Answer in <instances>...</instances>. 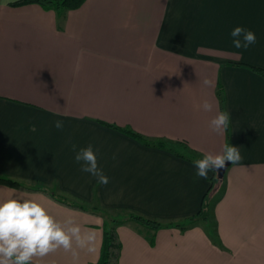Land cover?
<instances>
[{"label": "crops", "instance_id": "crops-1", "mask_svg": "<svg viewBox=\"0 0 264 264\" xmlns=\"http://www.w3.org/2000/svg\"><path fill=\"white\" fill-rule=\"evenodd\" d=\"M18 1L0 0V177L103 213L0 185V202L32 199L95 232L97 254L76 249L74 261L59 249L32 264H97L106 219L132 213L166 226L196 216L213 172L198 177L187 158L226 143L243 159L210 194L209 220L118 225L119 264H264V79L249 68L264 70V0H86L63 13ZM237 26L256 36L246 50L232 45ZM205 100L218 107L204 111ZM218 111L231 116L223 135L209 128ZM73 144L92 145L106 185L81 171Z\"/></svg>", "mask_w": 264, "mask_h": 264}, {"label": "clouds", "instance_id": "clouds-1", "mask_svg": "<svg viewBox=\"0 0 264 264\" xmlns=\"http://www.w3.org/2000/svg\"><path fill=\"white\" fill-rule=\"evenodd\" d=\"M230 36L233 47L237 49L246 50L256 43L255 34L242 26L234 27ZM202 84L214 87V81L208 77L202 80ZM201 107L211 112L218 107V102L214 104L205 100ZM230 119L229 112L218 111L209 121V128L223 135L229 127ZM54 127L63 129V121H54ZM72 150L82 172L95 177L99 184L108 183V177L99 167L96 151L91 144L82 148L73 144ZM242 159L239 148L226 143L222 153H207L193 163L196 175L207 180L209 172L218 175V171L224 169L226 164H238ZM59 249L70 252L74 261L79 256L76 249L97 254L95 232L91 229L82 230L72 218L63 223L58 222L41 203L32 199L10 198L0 202V264H32L34 258H44Z\"/></svg>", "mask_w": 264, "mask_h": 264}, {"label": "trees", "instance_id": "trees-1", "mask_svg": "<svg viewBox=\"0 0 264 264\" xmlns=\"http://www.w3.org/2000/svg\"><path fill=\"white\" fill-rule=\"evenodd\" d=\"M86 0H20L18 2H15L11 4L12 7H22L26 5H38L42 7L46 11H56L58 13H63L65 11H73L79 9ZM251 71H253L255 74L260 76L262 79H264V70L256 67H249ZM219 97L221 99V102L223 100L221 93H219ZM108 128L114 129L116 131L121 132L122 134L127 135L128 137L141 142L147 147H155V148H160L167 150L169 152H172L173 154L177 155L178 157L183 158L182 155H180L179 151L176 148H172L167 146L164 143H156V142H149L142 138L140 135L133 133L130 130L126 129H121L115 126H110V125H105ZM180 147V146H178ZM182 147V146H181ZM188 160H196V158L193 157H188ZM224 178L221 180L218 178L216 174L213 173V177L211 180V187L209 188L206 196L203 199L202 206L200 209V212L184 222L180 224H169V225H162L156 221H152L150 219H146L140 216H137L135 214L129 213L127 215L126 219H107L111 222V227H107V223L105 224L103 228V239H102V245H101V251H100V257L99 261L97 264H119L120 260V255H121V250H122V245L120 242V239L118 237V234L116 232V227L118 225L125 224L126 222L132 221L139 223L143 225L144 227L151 229V230H159L164 227H174L177 229H185L188 228L195 223L199 221H207L209 220V208H210V203H211V197L210 194L214 189H216L218 186H220L223 183ZM0 185H4L6 187L20 190L23 192H36V193H42L48 197H50L52 200L55 202L67 206L71 209L85 212V213H90L93 215H98V216H103V213L98 211L96 208L94 209H88L84 206L81 205H76L74 203H68L66 200H60L54 193L49 192L48 190H45L43 188L39 187H29L26 186L23 183L11 180L9 178L5 177H0Z\"/></svg>", "mask_w": 264, "mask_h": 264}, {"label": "rangeland", "instance_id": "rangeland-1", "mask_svg": "<svg viewBox=\"0 0 264 264\" xmlns=\"http://www.w3.org/2000/svg\"><path fill=\"white\" fill-rule=\"evenodd\" d=\"M55 194V193H54ZM57 197L60 199V200H66L68 203H75V202H73L72 200H70V199H66V198H64V197H61V196H59L58 194H57ZM118 219H121V217H119ZM106 223H107V227L109 228V227H111V222L109 221V220H107L106 219Z\"/></svg>", "mask_w": 264, "mask_h": 264}, {"label": "water", "instance_id": "water-1", "mask_svg": "<svg viewBox=\"0 0 264 264\" xmlns=\"http://www.w3.org/2000/svg\"><path fill=\"white\" fill-rule=\"evenodd\" d=\"M229 165L230 164H226V166H225V168L224 169H220L219 171H218V178L219 179H223L224 178V175H225V172H226V170H227V168L229 167Z\"/></svg>", "mask_w": 264, "mask_h": 264}]
</instances>
